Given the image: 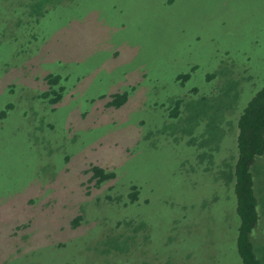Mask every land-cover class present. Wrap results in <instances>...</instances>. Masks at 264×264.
Returning <instances> with one entry per match:
<instances>
[{
    "label": "rangeland",
    "instance_id": "obj_1",
    "mask_svg": "<svg viewBox=\"0 0 264 264\" xmlns=\"http://www.w3.org/2000/svg\"><path fill=\"white\" fill-rule=\"evenodd\" d=\"M29 1L17 7L19 0H0V79L10 78L34 52L27 60L32 62L43 40L74 19L82 33L73 41L79 50L74 61L41 63L33 70L41 77L50 69L73 83H64L73 88L59 104L31 99L29 89L39 96L48 88L44 80L39 86L34 80L27 84L23 90L29 92L21 100L0 94V112L8 103L14 105L0 118V207L4 204L6 215L24 194L20 203L29 208L24 215L13 213L11 222L7 213L0 228V264H17L16 258L23 264L53 258V264H243L236 244V195L215 176L222 163L214 173L204 172L193 159L196 149L213 153L219 146L207 142L208 119L200 118L205 114L191 118L186 103L181 109L187 121L181 124L169 119L167 111L175 95L188 97L193 116L203 96L210 101L219 95L223 105L217 99L216 108L233 101L224 114L226 138L217 154L234 160L236 119L264 85V0H48L43 6L49 12L37 23L29 16L34 12ZM27 26L29 40L23 33ZM221 67L225 74L217 70ZM212 71L216 76L208 81ZM187 72L186 82L177 80ZM130 86L136 87L130 91L134 99L123 115L122 109L109 114L107 101L99 96ZM191 88L196 92L188 93ZM234 90L239 95L232 96ZM132 105L137 110H132L136 125L131 130L122 120ZM197 159L215 164L213 156ZM92 164L116 176L96 185L87 171ZM251 168L260 221L249 239L264 256V166L256 172ZM132 185L139 191L133 201ZM55 198L61 200L54 201L60 208L51 205ZM78 214L81 224L73 227L70 222ZM37 215L41 221L35 228ZM141 221L145 227L133 230ZM30 225L35 229L28 240ZM128 235L129 246L122 249L120 241ZM164 242L165 254L156 252Z\"/></svg>",
    "mask_w": 264,
    "mask_h": 264
},
{
    "label": "trees",
    "instance_id": "obj_2",
    "mask_svg": "<svg viewBox=\"0 0 264 264\" xmlns=\"http://www.w3.org/2000/svg\"><path fill=\"white\" fill-rule=\"evenodd\" d=\"M19 1L20 2L17 3V7L22 6L21 4L22 0H19ZM45 1H48V0L29 1V6L32 7L34 12H37L38 9L41 10L39 15L34 14L33 11H32L33 14L29 13V16L33 19L34 23H37L40 20L39 17L49 12V9L43 6V3ZM10 4H12V1ZM77 21L78 19H74L67 25H64L65 28L55 31L56 33L52 37L48 36L49 38L47 37V39H44L43 48L40 54L33 57L32 62L27 61V60L31 56H34V52H31L30 56L28 54L26 59L23 62L18 63V66L16 65V67L10 74V78H8L9 76H5L4 78H1L0 79V94H3L1 96L3 97L7 94L8 95L16 94V95H19L18 100H21L22 95H24L23 93L30 91L31 99L38 97V98L44 99L43 102L45 103L56 104V105L59 104L63 98H66L64 96L65 91L72 89L73 85H70L66 88L64 83H67V84H73V83H69L68 80L64 81L63 77H61L59 74L57 75V74L51 73L52 71L50 69H45V72L43 76L41 77H39V75H37L36 73H33V70L36 66L39 67L41 63L49 64V63H54L55 61H59L63 59L66 60L67 58L75 56L79 52L78 48H76L73 44V41L76 38H78L82 33L80 24ZM16 25L15 27L17 28ZM29 27L30 26H27L25 30H23L24 31L23 33L26 34V39L28 40L30 38ZM221 70L223 71L222 74L226 73L225 69H221ZM19 74H24V75L20 76ZM215 76H216V73L212 71L211 73L207 74L206 79L208 81H211V79ZM189 77H190L189 72L179 73L177 75V80H180L181 83H184L189 79ZM32 80H34V83L37 86H39V83H38L39 81L41 82L42 80H44L48 88L43 90L39 94V96L33 92V89L31 90L29 89V91L23 90V88L27 84L29 83L31 84ZM133 88H134L133 86H130L128 89L122 92H118L119 89H115L112 92L114 94L111 93L112 94L111 96L105 98V95H100L99 98L101 99L104 97V99L107 101L106 102L107 105L105 106L108 107L109 114L119 112V110L122 109L120 114L123 115V111L125 110V107L127 106L126 103H128L131 99H134V96H132L134 92H130L131 90H134L136 87L134 89ZM196 90H197L196 88H191L188 90V93H190L191 91L196 92ZM140 92L142 94L143 89ZM129 93L131 94L130 96H129ZM235 93H236V96L237 94L239 95V92L237 90H234V93L232 94V96ZM178 96H180V94H178ZM181 97L182 99L177 98V96L175 95L174 105L169 110H168V107H166V109L168 110L167 116L169 117V119H171L172 121H177L180 124L187 121L188 114L182 111V109L180 108L181 104L184 105V103H186V105L189 106L188 109H186L184 106L183 107L185 108V110H187V112L189 111L191 118L196 119V117L197 116L200 117L201 114H206L207 116H209V117H205V116L200 117V118L208 119V120H205V125L208 122L209 124L208 133L211 134V137L207 139V142L208 143L212 142L213 146L219 143V146L221 147L222 138L224 139L226 138L224 134L222 135V125L224 123V114L228 108L233 106L234 102L233 101L229 103L226 102V105H224L223 107L216 108V106L214 105L216 104L217 99L220 100L219 97H216L215 95V100L208 101L207 97L203 96L200 99V102L198 104L200 107L198 114L195 113L196 116H193L192 111H191L190 101L188 100V97L186 98L185 94H183ZM183 99H187L188 101H185ZM15 102L17 105H22L21 108L23 107L22 102H19V103L17 101ZM104 103H105L104 100L99 102V104H103V105ZM13 107L14 105H12L11 103H8L5 106V109L0 112V115H1L0 118L4 117L6 112L11 110ZM96 107H99V106H96ZM194 107H195V104L193 108ZM129 108L130 109H128L126 116L122 121L124 122V124H130V128L132 130V126L136 125L135 120L132 122V110H137V106L132 105ZM25 113H27V111H25ZM84 113H87V111H85ZM139 119L140 121L143 120L142 118H139ZM23 123H19L18 125L22 126ZM236 128L237 130H236V136H235V143L237 144V155H236L235 160L232 159V161H230V159L228 158L225 159L224 156L220 157V155L217 154L218 152H221V148L219 146H217V148L215 149L213 153H209L208 152L209 149H206L205 147L196 149V153L198 154L193 155V159L196 162L197 167H202L204 172L214 173L213 170L219 166L218 162L220 161L222 163V168L218 171L217 175L215 174L214 175L218 179H220L227 188H230V189L233 188L235 195H236V211L240 218V224L238 227V236H237V242H236L238 254L241 257V261L243 264H264L263 254L260 251L256 252L254 250L252 243L249 239V232L256 225L257 218H258L257 210H256V198H255L253 186H252L253 185L252 174H251L252 172L250 169H252L251 168L252 166L253 172H256L258 168L264 166V161L259 163V160L261 159V157L264 156V85L259 91H257L248 100L245 107L240 112L239 116L236 119ZM117 131L121 132L120 128H118ZM41 136L46 137V134H42ZM100 144H103V143H100ZM213 146L211 147L213 148ZM49 153H53V150L51 149ZM204 155L206 157L207 155L209 157H212V156L214 157L215 164L213 167H210L208 166V164H206V162L202 163L200 159H197L199 157L204 158ZM70 158H71L70 156H67L68 160ZM262 160H264V158ZM87 171L91 172L90 180L94 179L96 185H99L103 183L104 181H106L107 179H112L116 176L115 171L106 170L103 167L98 166L97 164H92ZM215 176H212V177H215ZM214 181H217V179H214ZM55 185H52L51 187ZM132 189L133 191L131 193V200L133 201L136 199V195L139 193V191L135 185H132ZM23 195H22V199H23ZM22 199L19 198V200L17 201L18 203L15 202L12 204V206L9 205V207H7L6 215L7 213L9 215V218H7L8 222H11L10 216L13 213L20 212L21 215H24L23 214L24 206L22 205L23 209L20 206H18L19 202L23 201ZM34 199L32 200L34 201ZM53 201L54 199L50 201L51 205L56 206L54 205ZM29 202H31L30 199H29ZM3 205L0 207V228L1 226H3L2 224L6 220V215L2 213L3 209H1L4 207ZM57 206L60 207V205H57ZM39 216L43 217V215L41 214H39ZM72 218L73 219L71 220L70 224L73 227H77L79 224H81L80 222L81 214L73 216ZM33 220H34L35 225H37L35 228H38L41 219H39L37 215V218H33ZM127 223L130 224L129 222ZM146 226L150 227L148 219L146 220ZM52 227H54V225H52ZM143 227H145V223L141 221L140 224H138L136 227H132V229L135 230L136 228H143ZM35 228H32V226L30 225V228L28 229V233L26 234V237L28 240H29V236L31 232ZM146 236L147 234L144 235L145 238ZM128 238H131V235L126 236L123 240V243L120 241L122 249H126L129 246L125 244V241ZM147 241H149L148 244L151 241V228L149 230ZM112 244H109V245H112ZM166 244L167 242H164L162 244V248L157 249L156 252L162 253L161 249H163ZM59 245L63 246V244H59ZM116 246L118 247L119 244L117 243ZM93 248L95 250V247ZM102 251L105 252L103 249ZM257 253H260L261 256L258 257ZM162 254H165V253L163 252ZM189 257H191V253H189ZM15 260L17 264H23V261L20 260V258H16ZM55 262H56L55 258L50 259L48 262H46V260L44 259L41 260L42 264H53ZM125 264H152V263L135 260L134 262L128 261ZM160 264H171V263L165 261Z\"/></svg>",
    "mask_w": 264,
    "mask_h": 264
},
{
    "label": "clouds",
    "instance_id": "obj_3",
    "mask_svg": "<svg viewBox=\"0 0 264 264\" xmlns=\"http://www.w3.org/2000/svg\"><path fill=\"white\" fill-rule=\"evenodd\" d=\"M65 63H69V62H61L60 64H65ZM221 69H224L223 67H221L220 69H217V70H221ZM56 74H58V73H56ZM236 82H238L237 80H236ZM233 83H235V81L233 82ZM213 94H214V91H213ZM215 95V94H214ZM216 97H219L220 98V102H221V104L223 105V101H222V98L219 96V95H216ZM183 100H185V99H183ZM186 101V100H185ZM182 106H184L183 104H181V106H180V108L182 107ZM206 115V114H205ZM206 117H209V116H207L206 115ZM236 130H237V128H235ZM223 132H224V128L222 127V134H223ZM236 134V133H235ZM235 146V145H234ZM234 160H235V158H236V154L234 155ZM55 182V181H54ZM54 182H53V184H54ZM57 183V182H56ZM254 185L255 184H253L252 186H253V191H254ZM254 195H255V198H256V204H257V202H258V199H257V193H256V190L254 191ZM256 210H257V215H258V218H257V222H256V225L253 227V229L251 230V231H254V230H257V228L259 227V221H260V213H259V210L257 209V205H256ZM239 216V215H238ZM240 219V218H239ZM240 224V223H239ZM239 227V226H238ZM237 236H238V234H237ZM260 238H262V239H264L263 237H260ZM236 242H237V240H236ZM257 255H258V257H260L261 255H260V253H257ZM240 256V255H239ZM241 258V257H240Z\"/></svg>",
    "mask_w": 264,
    "mask_h": 264
},
{
    "label": "flooded vegetation",
    "instance_id": "obj_4",
    "mask_svg": "<svg viewBox=\"0 0 264 264\" xmlns=\"http://www.w3.org/2000/svg\"><path fill=\"white\" fill-rule=\"evenodd\" d=\"M26 195H27V198H28V194L26 193ZM29 201V200H28ZM56 203H58L59 201L61 202V200L60 199H58V198H55V200H54ZM53 201V203H54V205H55V202ZM18 203V202H17ZM22 205L24 206V213L23 214H26V212H28L29 211V208H28V204H26V202L25 203H20L19 202V205L18 206H20L22 209H23V207H22ZM57 206V205H56ZM50 208V207H49ZM60 208V207H59ZM27 209H28V211H27ZM46 211V210H45ZM46 213H43L42 215H45Z\"/></svg>",
    "mask_w": 264,
    "mask_h": 264
},
{
    "label": "crops",
    "instance_id": "obj_5",
    "mask_svg": "<svg viewBox=\"0 0 264 264\" xmlns=\"http://www.w3.org/2000/svg\"><path fill=\"white\" fill-rule=\"evenodd\" d=\"M66 60H68V61H63V62H72V61L75 60V58L74 57H70V58H67Z\"/></svg>",
    "mask_w": 264,
    "mask_h": 264
}]
</instances>
